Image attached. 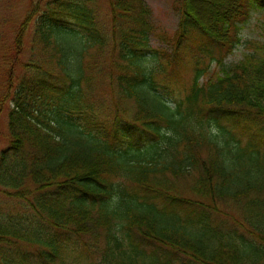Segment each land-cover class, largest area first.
Instances as JSON below:
<instances>
[{
	"label": "trees",
	"instance_id": "16d2710c",
	"mask_svg": "<svg viewBox=\"0 0 264 264\" xmlns=\"http://www.w3.org/2000/svg\"><path fill=\"white\" fill-rule=\"evenodd\" d=\"M94 2L47 0L3 54L0 116L14 106L0 193L24 211L0 213V264H76L81 247L95 264H264V32L224 65L264 0H177L166 49L152 47L145 0H110V32ZM30 28L47 59L21 73ZM105 54L132 118L94 95L91 62ZM188 58L221 70L203 80L196 64L171 106L157 77Z\"/></svg>",
	"mask_w": 264,
	"mask_h": 264
},
{
	"label": "rangeland",
	"instance_id": "374dc122",
	"mask_svg": "<svg viewBox=\"0 0 264 264\" xmlns=\"http://www.w3.org/2000/svg\"><path fill=\"white\" fill-rule=\"evenodd\" d=\"M46 1L47 0H0V95L6 91V82L4 78L7 69L5 68V59H12L11 56L13 55L11 53L5 57L3 54L14 44L15 34L19 28L18 25H20L32 11L37 9L34 20L36 22L45 10ZM207 1L208 0H203L201 4V6L206 9L208 5ZM145 2L147 7L150 8L149 24L152 33V47L154 49H166V44L172 39L175 40L178 30L180 18L177 14V0H145ZM92 7L97 11L99 18L105 22L107 26L106 31L110 32V0H95ZM246 25L247 26L241 33V44L237 46L231 55L226 57L224 65L227 68H232V66L240 63L245 58V55L251 53V44L253 41L263 39L264 10L253 11L251 19ZM33 26H35V24L31 22V28H33ZM31 28L29 30L27 29L24 36H22L23 50L22 54H20L21 58L17 66L18 71L20 70L21 73L24 72V69H22L20 65L30 61L35 62L39 59H47V56H44L39 49H37L38 45H35L36 42L34 41ZM22 34L23 33H21V35ZM194 43L195 42L192 43L190 48L194 46ZM67 44L78 46L72 37L68 39ZM93 54H95V50H93ZM199 62L200 68L205 70L203 80L218 74L221 70L220 67L217 66V63H212L211 60L202 58ZM199 62L188 58V60L179 63L176 67H169L166 74L157 77V82L160 83V91L164 93L167 102L171 104V106H175L176 102L188 94V90L193 83L196 73V64ZM91 64L93 65L90 69V74L93 79L95 78L93 85L95 87L94 95L104 102L106 99L110 104L109 107L114 109L115 106H117L125 117L132 118L137 112V107L133 102H127L122 99L119 94L120 88H117V85L112 87L109 78L111 76L115 77L118 74L116 65L112 66V64L109 63V55L105 54L101 57H96ZM13 106L11 102L6 104L0 116V150L10 146L11 134L8 129V116L9 110L13 108ZM186 195H191L190 189L186 191ZM23 206L24 202L22 204L20 201L10 199L3 193H0V213L4 212L10 215L22 213L24 211ZM228 209L231 212L234 211L231 207H228ZM84 242H86V237L83 238L82 245ZM73 255L75 256L76 264H95L91 253L86 252V249L83 247Z\"/></svg>",
	"mask_w": 264,
	"mask_h": 264
}]
</instances>
